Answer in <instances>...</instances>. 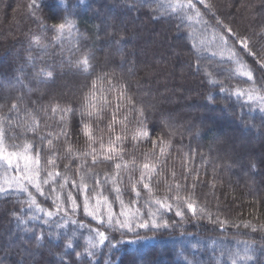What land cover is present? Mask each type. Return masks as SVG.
Listing matches in <instances>:
<instances>
[{"label": "trees", "instance_id": "trees-1", "mask_svg": "<svg viewBox=\"0 0 264 264\" xmlns=\"http://www.w3.org/2000/svg\"><path fill=\"white\" fill-rule=\"evenodd\" d=\"M72 2L68 0V5ZM210 2L224 23L240 35L249 37L253 51L264 50V35L260 34L264 32V0ZM27 3L28 0H0V104L5 103V97L14 98L18 94V88L13 85L16 84L15 77L20 74L19 68L24 67L26 79L33 72L26 64V57L30 40L33 35L40 34V29L27 15ZM141 4L142 0H88L86 10H78L76 16L80 48L93 57L92 74L85 76L69 66L68 49L74 43L70 38L65 41L63 56L59 45L49 48L48 62L55 79L48 84L33 81L30 93L27 89L22 90L25 103L34 109L54 102L78 109L79 97L88 91L91 81L104 73L115 72L118 78L122 77L130 93L145 102L157 103L161 112L170 116L182 133V137L177 136L173 141V157L176 159L169 161L165 176L160 177L161 183H154L158 188L155 195H165L163 180L166 178L172 182L171 169L177 172V179L181 178L179 158L184 153H203L204 162L200 156L195 161V168L200 173V182L195 188L197 201L212 214V220L219 217L228 222L221 229L207 215L195 218L186 212L181 220L174 213H167L168 228L138 230L139 243L143 246V264H232L233 259L237 264H264V228H261L264 225V114L258 111L249 113L230 95L232 89L248 87L250 82L232 75L236 66L227 60V50L212 40L211 30L205 31L202 25L193 22L191 27L185 25L178 31L176 20L153 19L156 0ZM205 18L209 19L207 15ZM54 22L48 21L49 24ZM121 35L124 39L117 44ZM48 39H51V33ZM237 52L254 69L260 86L264 72L238 46ZM32 55H38L35 49ZM197 57L201 65L199 72L192 67ZM205 68L211 77L205 74ZM210 78L221 83L210 84ZM221 86L228 91L222 93ZM209 94L214 98L211 102L207 99ZM159 117L160 112L156 113L153 123H158ZM79 119L77 113L73 117L71 141L75 148L84 150L83 138L77 139L75 135ZM152 126L150 123L149 127ZM28 138L32 139L30 133ZM125 148V159L132 156L142 159L143 148L134 149L132 143L126 144ZM60 151L63 152L62 144ZM59 163L60 170L64 171L63 165L68 161ZM77 163L74 161L68 171L74 179H78L75 176ZM96 171L103 175L108 167L100 165ZM135 175L139 176V172ZM88 183L91 186L92 180L89 179ZM181 183L190 187L193 176L190 175L186 182L181 180ZM121 187L124 200L132 199L127 178ZM110 188L111 185L105 188V194L111 200L115 194L109 191ZM147 198L144 190L141 199ZM39 199L44 207H52L50 199ZM20 207L15 198H0V236L13 230L11 213L14 210L19 212ZM113 210L119 211L118 203L114 204ZM77 219L87 222L90 218L85 217L81 209ZM245 223L258 230L245 227ZM43 227L39 225L36 233ZM111 236L117 247L99 249L94 264H137L140 261L134 253L137 245L124 242L136 239V234L127 233L122 238L120 232L114 231ZM79 243L83 246L84 241L81 239ZM248 245L256 249L252 261L241 259ZM17 259L19 257L15 254L0 252L3 264H15ZM87 260L84 257L76 264H86ZM36 264H56V261L45 249L36 257Z\"/></svg>", "mask_w": 264, "mask_h": 264}, {"label": "snow or ice", "instance_id": "snow-or-ice-1", "mask_svg": "<svg viewBox=\"0 0 264 264\" xmlns=\"http://www.w3.org/2000/svg\"><path fill=\"white\" fill-rule=\"evenodd\" d=\"M149 3L150 0H142L141 6ZM156 3L153 19L176 20L178 31L185 25L191 27L193 22L202 25L205 31L211 30L212 40L227 50V60L236 66L232 75L250 82L248 87L232 89L230 95L249 113L258 111L264 114V76L258 86L254 69L240 58L237 46L253 58L261 72H264V50L253 51L249 37L240 35L224 23L213 11L210 0H156ZM87 4L88 0H73L71 5L68 0H28L26 5L28 17L40 29L39 35L32 36L26 57V64L33 72L26 79L24 67L19 68L20 74L15 77L16 84L13 85L18 88V94L14 98L5 97V103L0 104V198H15L21 205L19 212L14 210L11 213L13 230L0 236V252L18 256L15 264H36V257L45 249L56 264H76L84 257L88 258L86 264H94L99 249L117 247L112 242L111 232L114 231L120 232L122 238L127 233L136 234V239L124 242L137 245L134 250L140 257L137 264H143V246L139 243L138 230L168 228L167 213H174L181 220L186 212L195 218L207 215L221 229L228 223L219 217L212 220V214L197 201L195 188L200 182V173L195 168V161L200 156L203 163V153H184L179 158L181 178L177 179V172L171 169L172 182L166 178L163 180L165 195H155L158 188L154 183H161L160 177L165 176L169 161L176 159L173 157V141L177 136L182 137V133L172 118L161 112L157 103L145 102L130 93L122 77L118 78L115 72L104 73L92 80L88 91L79 97L78 109L59 102L34 109L25 103L22 90L27 89L30 93L33 81L48 84L55 79L48 62L49 48L59 45L63 56L65 41L70 38L74 43L68 49L69 66L85 76L92 74L93 57L80 48L76 16L78 10H86ZM206 15L209 19L205 18ZM49 20L55 22L49 24ZM260 34L264 35V32ZM123 39L121 35L116 43ZM192 47L196 48V45L192 44ZM33 49L37 56L32 55ZM192 67L194 71L201 70L199 57ZM204 72L211 77L206 68ZM209 83L221 82L210 78ZM220 91L223 93L228 89L221 86ZM207 99L211 102L214 98L209 94ZM158 112V123H153ZM77 113L80 119L75 126V135L77 139L83 138L84 150L75 148L71 141L73 117ZM150 123L152 127H149ZM17 130H20L19 135ZM29 133L32 139L28 138ZM128 143H132L134 149H144L140 153L141 160L136 156L125 159V145ZM62 160L68 161L63 165L64 171L60 170ZM74 161L78 162L75 170L78 179L68 175ZM100 165L108 167L103 175L96 171ZM136 172L139 176L135 175ZM190 175L193 183L189 187L181 180L186 182ZM125 178L128 190L133 194L127 202L121 187ZM89 179L92 180L91 186ZM108 185H111L109 191L115 194L111 200L105 194ZM144 190L148 198L142 201ZM39 198L50 199L52 207H44ZM116 203L119 204L118 212L113 210ZM81 209L83 215L90 218L87 222L77 219ZM37 222L44 226L38 234ZM244 226L258 230L248 223ZM81 239L83 246L79 243ZM255 252L256 249L248 245L241 259L252 261ZM0 264H3L2 260ZM232 264H237L236 259Z\"/></svg>", "mask_w": 264, "mask_h": 264}]
</instances>
